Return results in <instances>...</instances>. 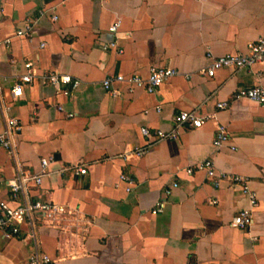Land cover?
Segmentation results:
<instances>
[{"label":"crops","instance_id":"obj_1","mask_svg":"<svg viewBox=\"0 0 264 264\" xmlns=\"http://www.w3.org/2000/svg\"><path fill=\"white\" fill-rule=\"evenodd\" d=\"M29 22L32 37L17 36ZM263 36L264 0H0V133L10 116L21 123L12 147H0V202L14 205L8 181L31 173L42 181L28 196L63 208L18 234L0 228V264H31L36 250L54 264H264V106L234 98L264 87V62L205 73L214 57ZM111 40L117 46L104 48ZM29 61L35 79L16 98ZM152 66L180 74L155 92L103 86L119 74L148 77ZM54 70L80 84L43 85ZM223 101L230 106L219 109ZM181 111L207 120L182 125L175 139L142 134L174 129ZM220 125L230 138L217 148ZM206 159L221 177L196 168ZM243 209L253 216L247 229L231 225Z\"/></svg>","mask_w":264,"mask_h":264},{"label":"built area","instance_id":"obj_2","mask_svg":"<svg viewBox=\"0 0 264 264\" xmlns=\"http://www.w3.org/2000/svg\"><path fill=\"white\" fill-rule=\"evenodd\" d=\"M35 23H27L24 28H20L16 31V35L19 37H32L33 29ZM121 28V21L118 19L110 27L109 32L118 33ZM6 42H10L7 39ZM44 43H42V46ZM117 43L114 40L107 42L104 48L116 47ZM122 51V50H120ZM264 62V36L260 37L257 41L250 43L246 52H238L236 54H226L218 57H214L211 66L205 73L209 76H215L218 69L223 67H252L256 63ZM26 71L20 75L19 79L15 82L12 93L14 97H20L23 94L24 85L30 84L35 79V72L32 62L25 63ZM180 74V72L175 68L170 67H160L152 66L150 68V74L148 77H143L139 74L133 75H123L119 74L114 79L107 78L103 81V86L106 90L110 91L113 95L121 94V90L115 88L113 83L124 82L127 84L130 91L136 88H144L148 92H155V90L162 85L164 82L170 78ZM41 82L47 87H51L54 90L59 88L61 85L72 83L74 86H78L80 81L75 80L70 74L62 73L60 71L54 70L51 73L43 75L41 77ZM235 99H249L260 105L264 106V87L255 86L251 88L239 89L234 94ZM230 106L227 101L219 102L217 107L219 109H226ZM70 114L69 116H72ZM207 119L205 117H198L192 111H181L175 118V128L170 131H165L158 129L151 131L148 127H142V134L148 138L158 137L160 139H175L179 134V127L182 125H189L190 127L199 128L204 125ZM21 129V123L15 117L10 116L7 119V127L3 133H0V147L11 148L12 144L10 141L11 131H19ZM230 138L229 132L225 125H220L218 128L217 137L214 140V145L219 148ZM235 148V147H232ZM147 152V149L136 148L131 151V153L136 155H143ZM49 161L48 159H42L43 170L46 169ZM196 168L204 169L207 171L208 175L211 177H221L217 173L214 161L212 159H206L205 161L199 163ZM188 173L192 174L194 168H188ZM88 172L87 167H78L75 169L77 175H83ZM122 178L131 183V179L125 175ZM233 181L244 182L243 187L245 190H249L248 184L242 177L236 176L232 178ZM34 181L36 184H40L42 181L41 174H20L8 181V187L11 194V200L15 203L11 205L6 201L0 202V228L5 231H10V234H18L21 230L23 224L27 223L30 226L35 227L36 219L38 215L44 218H54L57 213L63 211V208L51 204L44 203L38 200L31 199L27 194L28 185L30 182ZM172 189H168L166 194L170 195ZM254 198V196H253ZM163 203H160L154 212L162 211ZM253 223L252 212L249 209H243L236 214L231 225L241 229H247ZM31 236L34 237V232L31 231ZM31 264H54L52 259L40 251L36 250L34 255L31 257Z\"/></svg>","mask_w":264,"mask_h":264}]
</instances>
